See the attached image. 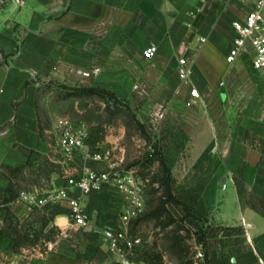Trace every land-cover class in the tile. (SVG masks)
<instances>
[{"label": "crops", "instance_id": "0c3cea01", "mask_svg": "<svg viewBox=\"0 0 264 264\" xmlns=\"http://www.w3.org/2000/svg\"><path fill=\"white\" fill-rule=\"evenodd\" d=\"M253 8L237 0H0V264H109L102 231L119 228L127 205L112 184L82 197L92 239L80 261V226L67 202L18 200L21 190L59 189L87 170L128 171L123 137L84 123L85 147L65 156L53 116L44 125L38 80L113 91L146 130L166 107L165 159L175 195L205 231L208 264H264V75L252 66L250 45L226 60L233 22ZM150 46L158 52L146 59ZM191 86L200 98L187 107ZM102 151L110 160L89 155Z\"/></svg>", "mask_w": 264, "mask_h": 264}, {"label": "rangeland", "instance_id": "374dc122", "mask_svg": "<svg viewBox=\"0 0 264 264\" xmlns=\"http://www.w3.org/2000/svg\"><path fill=\"white\" fill-rule=\"evenodd\" d=\"M35 83L36 102L42 116L47 118L43 121L45 126L50 125V116H53L52 123L58 117L66 116L76 124L84 123L102 132H113L123 137L124 170H132L136 176L144 179V210L131 222L130 233L143 236L148 256L145 260L147 264H192L196 244L199 243L203 232L199 224L193 218L183 219V213L175 210H172V213L176 220L171 221L172 223L165 216L157 218L150 215L161 199L159 183L156 181L159 164L155 157L150 158V154L155 145L161 146L165 154L166 140L170 134L165 122L166 116L161 117V113L166 114L167 108H157L152 122L147 124L146 132H152H147L151 136L149 139L143 135L125 110L107 108L97 95L74 96L72 90L63 88L58 83L46 80H38ZM133 110L136 113V109ZM84 117L92 119L93 122L86 123ZM73 232L78 236L80 252H83L80 254L82 261L92 237L83 227H77Z\"/></svg>", "mask_w": 264, "mask_h": 264}, {"label": "built area", "instance_id": "2783aa9c", "mask_svg": "<svg viewBox=\"0 0 264 264\" xmlns=\"http://www.w3.org/2000/svg\"><path fill=\"white\" fill-rule=\"evenodd\" d=\"M17 5H23L26 0H13ZM239 2H254V8L244 20H235L233 28L235 38L227 54V62L234 63L242 54H245L250 45L252 51L253 68L264 75V0H237ZM158 49L150 46L143 51L146 59L156 56ZM180 78L187 83L188 70L186 60L179 61ZM141 96H147L145 86H135ZM190 97L186 100L187 107H194L200 98L197 88L190 87ZM165 113H161L164 117ZM59 134L58 146L66 157L79 148L85 147L87 131L78 127L71 118L63 116L56 120ZM95 161H107L111 158L110 151L89 154ZM66 186L41 192L38 189L21 190L18 200L35 207H46L61 202H67L71 208V217L75 225L83 227L88 223V218L83 205V196H90L99 192L106 185L112 184L117 192L125 199L127 205L119 215L120 226L118 229L106 228L102 236L106 240L113 256L109 264H144L143 247L145 240L142 235L130 233L131 222L143 212L145 206L144 181L136 176L132 170L118 173L111 170H87L79 176L67 178ZM69 188L75 189L79 194H72ZM143 254V255H142ZM192 264H208L204 243H197Z\"/></svg>", "mask_w": 264, "mask_h": 264}, {"label": "trees", "instance_id": "16d2710c", "mask_svg": "<svg viewBox=\"0 0 264 264\" xmlns=\"http://www.w3.org/2000/svg\"><path fill=\"white\" fill-rule=\"evenodd\" d=\"M61 87L71 89L74 96H79L80 94L97 95L104 101L107 108H114L120 111L125 110L131 119L137 124V127L142 131L143 135L146 138H151V136L146 132L144 124L138 119L137 114L132 109L130 103L126 99L118 96L115 92L98 87L69 88L65 85H61ZM152 149L153 151L150 154V158L155 157L159 164V171L156 173L158 176L156 181L159 183L158 191L161 192V199L158 206L151 212L150 215L157 218H163L165 216L166 218H169L170 222H174L176 219L173 217L174 213H172V210H175L179 213L182 212L184 217L183 219L185 220L189 219L191 216L195 218L191 210L175 195V177L173 176L172 169L167 164L162 147L155 145ZM204 242L205 231L203 230L199 243Z\"/></svg>", "mask_w": 264, "mask_h": 264}]
</instances>
